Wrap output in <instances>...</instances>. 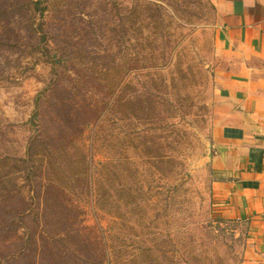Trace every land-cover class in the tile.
<instances>
[{"label": "rangeland", "instance_id": "rangeland-1", "mask_svg": "<svg viewBox=\"0 0 264 264\" xmlns=\"http://www.w3.org/2000/svg\"><path fill=\"white\" fill-rule=\"evenodd\" d=\"M25 2L0 0V264H242L211 197L209 0Z\"/></svg>", "mask_w": 264, "mask_h": 264}, {"label": "crops", "instance_id": "crops-1", "mask_svg": "<svg viewBox=\"0 0 264 264\" xmlns=\"http://www.w3.org/2000/svg\"><path fill=\"white\" fill-rule=\"evenodd\" d=\"M216 16L212 203L245 229L242 264H264V0H209Z\"/></svg>", "mask_w": 264, "mask_h": 264}, {"label": "trees", "instance_id": "trees-1", "mask_svg": "<svg viewBox=\"0 0 264 264\" xmlns=\"http://www.w3.org/2000/svg\"><path fill=\"white\" fill-rule=\"evenodd\" d=\"M14 1V4L15 3H18V2H21L20 4L22 5L23 4V0H13ZM27 2H25V10L27 12H29L32 16H38V17H43L44 15V12L47 10V6L49 4V2L51 0H25ZM20 4H17L15 5L16 7V10H20L19 8V5ZM37 28V32H38V35L41 37L40 38V41L41 42H45L46 41V38L44 37V35L42 34V28H41V25L37 24L36 26ZM42 50V49H41ZM44 56L46 57L47 59V64H49L52 69H53V74L55 76V67L56 65L57 66H60L61 65V61L58 60L56 58V56H50L48 52L44 51ZM115 103V102H114ZM37 104V102H36ZM113 106H111L110 108V111L112 110ZM36 110H37V106H36ZM139 114L136 115L137 117H131V115H129L128 119L130 120L131 118H134L136 119L137 121H141V122H144V119H145V114H146V109H143L142 107L139 108ZM38 114H34L32 117H36ZM100 129V127H99ZM98 129V131H99ZM46 152V151H45ZM47 244H49L47 241L44 240V243L43 245L46 247V249H48V246ZM44 258L41 257L40 260H39V264H41L40 262H43Z\"/></svg>", "mask_w": 264, "mask_h": 264}, {"label": "water", "instance_id": "water-1", "mask_svg": "<svg viewBox=\"0 0 264 264\" xmlns=\"http://www.w3.org/2000/svg\"><path fill=\"white\" fill-rule=\"evenodd\" d=\"M208 158L210 159V155L208 156Z\"/></svg>", "mask_w": 264, "mask_h": 264}]
</instances>
